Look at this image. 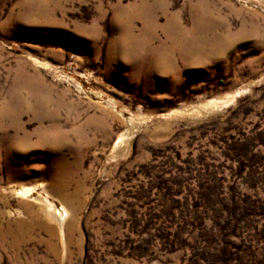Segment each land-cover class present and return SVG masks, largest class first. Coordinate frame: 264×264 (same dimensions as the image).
<instances>
[{
	"label": "rangeland",
	"instance_id": "374dc122",
	"mask_svg": "<svg viewBox=\"0 0 264 264\" xmlns=\"http://www.w3.org/2000/svg\"><path fill=\"white\" fill-rule=\"evenodd\" d=\"M0 264H264V0H0Z\"/></svg>",
	"mask_w": 264,
	"mask_h": 264
},
{
	"label": "bare ground",
	"instance_id": "6f19581e",
	"mask_svg": "<svg viewBox=\"0 0 264 264\" xmlns=\"http://www.w3.org/2000/svg\"><path fill=\"white\" fill-rule=\"evenodd\" d=\"M20 191H21V190H20ZM25 192H26L25 190L22 191L23 194H24ZM63 212H64V211H61V212L59 213V214H60V217L63 216Z\"/></svg>",
	"mask_w": 264,
	"mask_h": 264
}]
</instances>
